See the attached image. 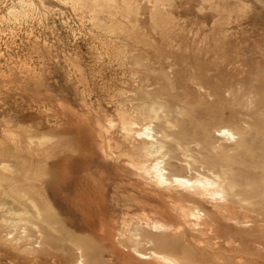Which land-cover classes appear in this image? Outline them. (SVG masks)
<instances>
[{"label": "rangeland", "instance_id": "obj_1", "mask_svg": "<svg viewBox=\"0 0 264 264\" xmlns=\"http://www.w3.org/2000/svg\"><path fill=\"white\" fill-rule=\"evenodd\" d=\"M103 1L0 0V175L9 177L0 187V264H73L79 246L86 264H164L120 235L135 226L123 227L125 217L141 211L181 226L160 249L184 264H264V0ZM146 125L154 144L172 151L165 163L173 174H210L205 165L223 159L233 166L237 195L200 204L212 229L189 227L181 200L139 170L145 138L137 132ZM6 128L20 136H4ZM223 128L245 143L225 141ZM17 158L22 173L44 177L14 186L2 167ZM34 186L53 202L57 226L40 223L43 236L7 223L30 203L16 189Z\"/></svg>", "mask_w": 264, "mask_h": 264}, {"label": "bare ground", "instance_id": "obj_2", "mask_svg": "<svg viewBox=\"0 0 264 264\" xmlns=\"http://www.w3.org/2000/svg\"><path fill=\"white\" fill-rule=\"evenodd\" d=\"M76 1V0H75ZM78 1V0H77ZM86 3H89V2H92V3H96L98 2L99 0H84ZM104 1H108V0H104ZM103 1V3L105 5H107L105 2ZM110 1V0H109ZM114 1V0H112ZM122 1V0H121ZM125 1V0H123ZM83 3V2H82ZM109 3V2H108ZM118 3V2H117ZM136 3V2H135ZM159 3V2H158ZM76 4V3H75ZM85 5V4H84ZM129 5V4H128ZM103 6V5H102ZM112 5L109 4L107 7L109 8H112L111 7ZM115 7V6H114ZM104 8V7H103ZM106 8V7H105ZM156 9V8H155ZM119 35V34H118ZM139 41V40H138ZM171 59V58H170ZM172 75V74H171ZM171 83V82H170ZM150 88V87H149ZM172 89V88H171ZM164 90V89H163ZM247 97V96H246ZM250 99V98H249ZM240 102V101H239ZM154 104V103H153ZM148 105V104H147ZM246 107V106H245ZM151 108V107H150ZM159 109V108H158ZM247 109V108H246ZM152 111V110H151ZM160 111V110H159ZM157 111V112H159ZM162 111V110H161ZM148 113V112H147ZM164 114V112H163ZM162 114V115H163ZM171 114V113H170ZM179 114V113H178ZM185 114V113H184ZM155 115V114H154ZM157 115V114H156ZM155 115V116H156ZM190 115V114H189ZM144 116V115H143ZM147 116H151V115H147ZM154 116V117H155ZM177 116V115H176ZM146 117V116H145ZM152 117V116H151ZM157 117V116H156ZM155 117V118H156ZM110 118V117H109ZM108 118V119H109ZM148 118V117H147ZM169 118V117H168ZM252 119V117H251ZM110 120V119H109ZM128 120V119H127ZM126 120V121H127ZM130 120V119H129ZM128 120V122H129ZM168 121V120H167ZM127 124V122H125ZM167 123V122H165ZM101 124H102V121H101ZM109 124V123H108ZM115 124V123H114ZM132 124V125H131ZM149 124V123H148ZM147 124V125H148ZM169 124V122L167 123ZM103 125V124H102ZM129 125L134 126L136 125V122L134 121H131L129 122ZM144 127L145 130L144 131H138L136 134L139 135V137H144L145 138V141H144V144H143V147H141V150H139V154H140V159L138 161V168L139 170L141 169L142 172L144 173L143 175H146V176H149V179H152L153 182H155V184L161 188H167V190H169L170 192H172L171 194L174 195L172 198L176 199L178 198L180 201V204L177 203L178 206H180V219L183 220V222H185L187 225L189 224L193 230L194 229H202V225L206 226L207 227H213V226H208L209 223L211 224V221L208 219V212L204 211L201 207H200V204L201 203H205V200H209L211 202H227L230 200V196L234 195H237L238 193V189H237V186H238V180L235 178H233L231 176V174L233 173L232 170H234L233 166H231V169H228L226 168L227 166L226 165H230L228 160H225L226 162H228V164H225V166L223 165V162H224V159H223V162H222V165L219 163L218 165H221L219 166V168H217L216 166H207L205 165V167L207 168L208 170V173L210 174H206V173H203V172H199V168L197 169V171L199 172L197 174V176H192L190 175L189 177L187 176H182V175H178L176 174V172H174L175 174L172 173V171L168 170V168H166V156H168L167 154L169 152H167L166 150H164V148H166V143L163 141V140H160V142H158V139H157V142L156 144H154L156 141V137H155V134H154V131L152 130V127L150 126H147ZM14 127V126H13ZM113 127V126H112ZM125 127H127L128 131H130V129L128 128V126L125 125ZM27 128V127H26ZM187 128V127H186ZM23 129V128H21ZM25 129V128H24ZM23 129V130H24ZM203 129V128H202ZM162 130V129H161ZM190 130V129H189ZM5 132V135H8L9 137H11L13 140H16L17 137H19L20 135L17 133V129L15 130V128H6L4 130ZM26 131V130H25ZM109 131V129H108ZM107 130L105 131L106 133L108 132ZM28 132V131H26ZM164 132V131H163ZM194 132V131H193ZM205 132V131H204ZM111 133V132H110ZM161 133V132H160ZM184 133V132H183ZM33 134V133H32ZM164 134V133H163ZM178 134V133H177ZM217 134V133H216ZM219 134L224 138L225 141H233V140H236L237 139V134L232 131L231 129H228V128H223L222 130L219 131ZM242 134H244L242 132ZM46 135V134H45ZM101 135V134H100ZM252 135V134H251ZM34 136V135H33ZM243 136V135H242ZM45 137V136H44ZM50 137V136H49ZM163 138H167L169 137L168 134L166 135H163L161 136ZM171 137V136H170ZM169 137V138H170ZM174 137V136H172ZM245 137V136H244ZM29 138V142H32L30 141V138L31 136L28 137ZM36 138H39V137H36ZM47 138V137H46ZM45 138V139H46ZM148 142L147 143V139ZM155 138V139H154ZM176 138V137H174ZM173 138V139H174ZM241 138V140L243 141V138L241 137V133H240V136L238 137V139ZM32 139V138H31ZM35 139V137H34ZM41 139V137L39 138V140ZM48 141L50 140L49 138H47ZM46 139V140H47ZM103 139V138H102ZM168 139V138H167ZM171 139V138H170ZM180 139V138H179ZM187 139V138H186ZM251 139V138H250ZM33 140V139H32ZM182 140V139H181ZM175 142H177L178 145L182 146L181 143L178 142V140H174ZM184 141V140H182ZM181 141V142H182ZM237 141V140H236ZM252 141V140H251ZM250 141V142H251ZM7 142V139H4L0 142V145H3ZM21 142V141H20ZM40 143V141H38ZM42 142V141H41ZM45 142V140H44ZM50 142V141H49ZM244 142V141H243ZM38 143V144H39ZM189 143V142H188ZM245 143V142H244ZM247 143V142H246ZM30 144V143H29ZM148 144V146H146ZM248 144V143H247ZM33 145V144H32ZM102 145V144H101ZM200 145V144H198ZM196 145V146H198ZM7 146V145H5ZM103 146V145H102ZM179 146V147H180ZM187 148V145H185ZM244 146V144H243ZM252 146V145H251ZM1 147V146H0ZM110 147V146H109ZM108 147V148H109ZM202 147V146H201ZM201 147H198V148H201ZM225 148V146H223ZM222 147V148H223ZM240 147H242V145H240ZM209 148V147H208ZM221 148V147H220ZM238 148V147H237ZM253 148V147H252ZM6 149H8L6 147ZM47 149V148H46ZM46 149L44 148L43 150H41L42 154H45V155H48L49 154V150L48 152H45ZM50 149V148H49ZM181 149V148H180ZM191 150L190 148H187L185 150ZM194 148H192L193 150ZM244 149V148H243ZM104 150V149H103ZM170 150V148H169ZM182 150V149H181ZM196 150V149H195ZM194 150V151H195ZM202 150H205L204 148L201 149ZM207 150V148H206ZM216 150V148H215ZM236 150V149H234ZM19 151V150H18ZM183 151V150H182ZM201 151H199L201 153ZM207 151H211L210 149L207 150ZM224 152L223 149L219 150V152ZM255 151V150H254ZM8 152V151H7ZM170 152L172 153V151L170 150ZM191 152V151H190ZM189 152V154L187 153V151H185V153H187L188 155H190L191 153ZM204 152V151H203ZM5 148L0 150V163H4L3 160V156L5 154ZM14 153V152H13ZM19 153V152H18ZM37 153V152H36ZM41 153V152H40ZM169 153V155L171 154ZM182 155L185 154L184 152H181ZM225 153V152H224ZM223 153V154H224ZM228 153V152H227ZM238 153V152H237ZM7 154V153H6ZM12 154V153H10ZM186 154V155H187ZM202 154V153H201ZM210 154V153H209ZM222 154V153H221ZM222 156H225L223 155ZM233 154V153H232ZM254 153H252L253 155ZM18 155V154H17ZM33 155V154H32ZM203 155V154H202ZM207 155V154H206ZM220 155V154H218ZM217 155V156H218ZM15 156V155H14ZM24 156V155H23ZM192 156V154H191ZM196 156V155H195ZM194 154H193V158L195 157ZM216 156V155H215ZM21 157V156H20ZM19 157V158H20ZM134 157V156H133ZM228 157V156H227ZM226 156L223 157V158H227ZM9 158V157H8ZM27 158L29 160V163H30V167L32 165V167L34 166V163H35V158H32V156L30 155L29 157H24V159ZM112 158V157H111ZM190 158V157H189ZM204 158V157H203ZM7 159V158H6ZM22 159V158H21ZM26 159V161H27ZM201 159V158H200ZM199 159V160H200ZM205 159V158H204ZM220 159V158H219ZM13 160V159H12ZM194 160H196L194 158ZM198 160V161H199ZM207 160V159H206ZM215 160V159H214ZM17 162H15L14 160V163L9 164L6 162V165H3V170L5 169H8V171L10 170L14 175L12 176H15V180H14V186H17L19 187V182H21L20 180L24 179L25 182H27L26 180L28 181H33L35 178H37L38 180H41L44 175L43 174H37L39 173V171H35V173H32L30 172L28 169H25V172L22 173L20 168H19V163L20 161H18V158L16 160ZM23 161V160H22ZM25 161V160H24ZM193 161V160H192ZM197 161V160H196ZM194 161V162H196ZM209 161V160H207ZM220 161V160H218ZM41 162H44V164L46 165V160H43ZM205 162V160L203 161ZM203 162H201L203 164ZM200 163V162H199ZM206 163V162H205ZM208 163V162H207ZM231 163V162H230ZM234 163V162H233ZM9 164V165H8ZM27 164V163H25ZM42 163V165H44ZM209 164V163H208ZM236 164V163H234ZM21 165V163H20ZM24 165V164H23ZM39 165V164H38ZM195 165V164H193ZM198 165V164H197ZM210 165V164H209ZM217 165V166H218ZM233 165V164H232ZM41 167V164L39 165ZM189 166V165H188ZM192 166V164H191ZM22 167V166H21ZM29 167V165H28ZM197 167V166H195ZM194 167V168H195ZM204 167V168H205ZM240 167V166H239ZM37 170H38V167H36ZM203 168V167H202ZM202 168L200 170H202ZM245 169H247V167H244ZM192 169H193V166H192ZM196 169V168H195ZM141 172V173H142ZM239 172V171H238ZM245 172V171H244ZM243 173V172H242ZM2 174V173H0ZM249 174V173H247ZM246 174V175H247ZM243 175V174H241ZM245 174L243 176H246ZM251 174L247 175V176H250ZM7 176V174H6ZM5 175H0V187L4 185V183H8L7 180L5 181V178H6ZM10 176V175H9ZM41 176V178H40ZM8 177V176H7ZM11 177V176H10ZM250 177H254V176H250ZM9 178V177H8ZM14 178V177H12ZM246 178V177H245ZM148 179V178H147ZM244 179V178H243ZM19 181V182H18ZM253 181V180H251ZM10 182V181H9ZM12 182V181H11ZM30 182V183H31ZM36 182V181H34ZM38 182V181H37ZM246 182V181H245ZM250 182V181H249ZM5 183V184H6ZM13 183V182H12ZM28 183V182H27ZM24 184V183H23ZM243 184V183H242ZM253 184V183H252ZM9 186V184H8ZM6 186V187H8ZM11 186V185H10ZM13 186V185H12ZM21 186V185H20ZM242 186V185H241ZM244 186V184H243ZM243 186H242V189H243ZM5 187V188H6ZM27 187V186H25ZM247 187V186H246ZM249 187V186H248ZM35 188V190H33ZM160 188V189H161ZM254 188V187H253ZM252 188V189H253ZM262 188V187H261ZM4 189V188H3ZM12 190H15L13 187H11ZM30 191H26L24 189H16L18 190L17 191V195H21V197L24 196V198L26 200H28L30 203L29 204H25L24 206V210L22 213H19L17 217H13V218H16L17 220H7V223H8V226L9 228L10 227H13L15 232L16 230L18 229L19 226H21L24 231L27 233L29 231L28 228H37L38 229V232L39 234H41L42 236L44 234H42L43 232V227L41 225H39L40 223H45L47 224L48 226H51L54 228V226L56 227L57 225L54 224L52 222V220H56L54 219L53 217V214L52 212L50 211L51 208H52V204L53 202L48 198H45V194L41 191V188H36L35 186L34 187H30ZM37 189V190H36ZM156 189V188H155ZM171 189H175L176 191L173 192ZM237 189V190H236ZM241 189V188H240ZM247 188H245L246 190ZM251 190V189H250ZM4 191V190H3ZM247 191V190H246ZM259 191V190H258ZM13 193V192H12ZM11 193V191L9 192L10 195L13 196V194ZM241 193V192H240ZM178 194V196H177ZM257 195V194H256ZM43 196L45 198V200H42L40 197ZM177 196V197H176ZM240 197H243L241 195H238ZM34 197V199H33ZM170 197V196H169ZM234 197V196H233ZM248 197V196H247ZM37 198V200H36ZM255 198V197H254ZM236 199H238L236 197ZM235 199V200H236ZM240 200V199H239ZM244 200V199H243ZM249 200V199H248ZM172 201V200H171ZM175 202V201H173ZM178 202V201H177ZM247 204V202H244ZM256 203V202H255ZM28 205V206H27ZM173 205V204H171ZM176 205V206H177ZM213 205V204H212ZM216 205V204H215ZM174 206V205H173ZM176 206H174V208H176ZM157 207V206H156ZM263 207V206H262ZM218 208V207H217ZM222 208V207H221ZM219 208V209H221ZM233 208V207H232ZM140 210V209H139ZM177 210V209H176ZM256 211V210H255ZM179 212V211H178ZM166 214V213H165ZM220 214V213H219ZM16 216V215H15ZM137 218H132V217H129V214L125 217L124 219V222L122 223L124 226L123 227H127V228H130V226L132 225H135L133 227V230H129L127 231L128 233H123L122 230L121 231V234L120 235H123V237H126L127 234L131 235V237H128L130 238L131 240H129V242L131 241L132 242V246H131V250H133V252L135 251L136 253H138L139 255H142L143 257H148L150 259H154L155 261H158V262H161V263H164V264H184L186 261L184 260H180L177 258V253H174L172 251H169V250H166V249H163L161 250L160 248L163 246L162 244L165 243V238L163 240V237H166L168 232L169 231H179V230H182V228H180L181 226H176L174 225L173 223H170V222H165L163 221L161 218H153L149 215V213L147 211H141V213H137ZM248 218V217H246ZM3 221V220H2ZM5 221V220H4ZM123 221V220H122ZM233 221V220H232ZM1 222V221H0ZM235 222V221H234ZM237 223V222H236ZM179 224V223H178ZM122 226V225H121ZM52 229V228H51ZM107 229V228H106ZM117 229V228H116ZM212 229V228H211ZM54 230V229H53ZM199 230V231H200ZM55 231V230H54ZM124 231V232H126ZM73 232V231H72ZM172 232V233H173ZM174 232V233H175ZM185 232V231H184ZM203 232V231H202ZM201 232V233H202ZM210 232V231H209ZM12 233V231H11ZM196 233V232H195ZM201 233L198 234L201 235ZM206 233V232H204ZM24 234V233H23ZM126 234V235H125ZM192 234V233H191ZM128 236V235H127ZM28 237V236H27ZM41 237V236H40ZM45 237V236H44ZM43 237V238H44ZM117 237V236H116ZM122 237V236H121ZM192 237H195L194 235ZM41 238V239H43ZM127 238V239H128ZM121 240V239H119ZM142 240H145V242L147 244H149V248L145 251H143L140 246L143 245V241ZM193 240V239H192ZM29 241V240H28ZM195 241V240H194ZM200 241V240H198ZM128 242V243H129ZM203 241H201L202 243ZM204 243V242H203ZM202 243V244H203ZM201 244V245H202ZM79 245V244H78ZM196 245V244H195ZM198 245V244H197ZM147 246V245H146ZM167 244L165 243V246L166 247ZM130 248V247H129ZM79 250H80V255L77 257V259H74L73 260V264H86L87 260H86V256L84 255V252H83V248L79 246ZM35 251V250H34ZM146 251H149V252H146ZM211 251V250H210Z\"/></svg>", "mask_w": 264, "mask_h": 264}]
</instances>
